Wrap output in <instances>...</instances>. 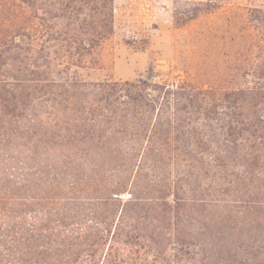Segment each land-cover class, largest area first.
Instances as JSON below:
<instances>
[{
    "label": "trees",
    "instance_id": "trees-1",
    "mask_svg": "<svg viewBox=\"0 0 264 264\" xmlns=\"http://www.w3.org/2000/svg\"><path fill=\"white\" fill-rule=\"evenodd\" d=\"M235 16L218 93L84 79L114 0H0V264H264V9Z\"/></svg>",
    "mask_w": 264,
    "mask_h": 264
},
{
    "label": "rangeland",
    "instance_id": "rangeland-1",
    "mask_svg": "<svg viewBox=\"0 0 264 264\" xmlns=\"http://www.w3.org/2000/svg\"><path fill=\"white\" fill-rule=\"evenodd\" d=\"M246 8L264 9V0H114V34L100 53V66L81 75L87 81H135L151 75L188 79L218 93L239 88L244 84L241 72L232 83L221 75L230 62L227 56L238 50L233 35L240 23L234 15ZM175 13L189 19L176 26ZM213 30H219L217 38L201 36ZM195 44L200 47L196 56Z\"/></svg>",
    "mask_w": 264,
    "mask_h": 264
}]
</instances>
